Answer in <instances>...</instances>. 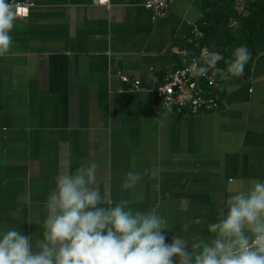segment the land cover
<instances>
[{
  "label": "crops",
  "instance_id": "crops-1",
  "mask_svg": "<svg viewBox=\"0 0 264 264\" xmlns=\"http://www.w3.org/2000/svg\"><path fill=\"white\" fill-rule=\"evenodd\" d=\"M145 1L39 0L17 19L13 47L0 55V226L21 223L38 238L66 160L75 170L95 159L105 205L128 199L158 210L168 242L208 236L234 190L264 179V53L247 78L205 88L219 110L164 111L152 89L188 61L202 5L174 0L152 20ZM119 75L137 78L142 91L129 92ZM129 171L141 180L122 190Z\"/></svg>",
  "mask_w": 264,
  "mask_h": 264
},
{
  "label": "clouds",
  "instance_id": "clouds-1",
  "mask_svg": "<svg viewBox=\"0 0 264 264\" xmlns=\"http://www.w3.org/2000/svg\"><path fill=\"white\" fill-rule=\"evenodd\" d=\"M16 7L15 0H0V55L13 47ZM220 59V52H210L195 66L196 74L206 75ZM251 59L242 44L227 68L217 71L241 76ZM98 174L95 159L75 170L70 161L62 162L40 219L42 233L34 239L21 231V223L0 226V264H264V179L234 190L207 223L208 236L190 241L174 234L168 242L170 224L158 210L132 207L128 199L105 205ZM140 180L141 174L129 171L121 189H135ZM12 215L19 217V210Z\"/></svg>",
  "mask_w": 264,
  "mask_h": 264
},
{
  "label": "trees",
  "instance_id": "trees-1",
  "mask_svg": "<svg viewBox=\"0 0 264 264\" xmlns=\"http://www.w3.org/2000/svg\"><path fill=\"white\" fill-rule=\"evenodd\" d=\"M201 5V16L196 27L202 36H192L188 48L190 57L186 63L192 57L203 63L201 56L204 53L208 56L210 52L218 51L221 59L210 70L218 80L224 76L235 77L217 69H226L235 48L243 44L252 52V59L243 75L239 76L247 78L255 57L264 53V0H201Z\"/></svg>",
  "mask_w": 264,
  "mask_h": 264
},
{
  "label": "built area",
  "instance_id": "built-area-1",
  "mask_svg": "<svg viewBox=\"0 0 264 264\" xmlns=\"http://www.w3.org/2000/svg\"><path fill=\"white\" fill-rule=\"evenodd\" d=\"M38 1L15 0L17 19L27 18L30 10ZM94 1L97 5L109 6V0ZM173 2L174 0H146L143 6L150 13L152 20H157L166 16ZM194 36L195 38L202 36L197 27L194 28ZM201 57L204 59L207 54L204 53ZM197 63V58H190L189 62L182 67L168 71L152 89L162 110L182 116H196L220 109L217 98L205 91V88H215L218 79L210 69L206 75H197L195 68ZM119 79L127 86L129 92L139 93L142 91L141 83L137 78L119 75Z\"/></svg>",
  "mask_w": 264,
  "mask_h": 264
}]
</instances>
